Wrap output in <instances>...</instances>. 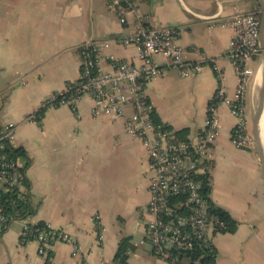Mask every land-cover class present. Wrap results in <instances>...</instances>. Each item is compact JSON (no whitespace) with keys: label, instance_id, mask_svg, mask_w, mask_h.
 I'll use <instances>...</instances> for the list:
<instances>
[{"label":"crops","instance_id":"0c3cea01","mask_svg":"<svg viewBox=\"0 0 264 264\" xmlns=\"http://www.w3.org/2000/svg\"><path fill=\"white\" fill-rule=\"evenodd\" d=\"M123 2L128 9L121 23L107 0H0V122L17 123L13 145L21 147L28 160L24 174L34 208L25 218L0 228V264H45L46 255L51 264H111L124 236H130L135 246L128 264H166L139 243L149 198L148 172L143 145L124 129L131 109L125 106L123 117L93 116V100L85 95L75 111L63 104L46 107L39 124L25 118L40 108L45 96L77 79L82 41L107 40L105 55L136 61L135 48L122 39L139 27L138 12L146 28H181L177 43L183 58L214 59L225 70L224 86L232 95L236 78L226 56L232 30L212 25L210 19L254 11L264 24V0ZM260 41L264 43V29ZM154 58L165 63L159 55ZM104 63L109 68L107 60ZM258 77L248 82L252 98ZM217 84L208 64L187 75L168 68L147 83L145 92L160 122L186 129V135L194 137L203 127ZM218 113L219 135L206 168L208 195L213 205L237 221V227L212 235L215 264H264V167L257 147L232 144L235 118L228 107L219 105ZM251 114H246L249 132ZM38 221L74 237L76 253L72 254L73 243L54 240L42 256L36 240L20 241L22 224ZM148 255L156 260L152 263Z\"/></svg>","mask_w":264,"mask_h":264},{"label":"built area","instance_id":"2783aa9c","mask_svg":"<svg viewBox=\"0 0 264 264\" xmlns=\"http://www.w3.org/2000/svg\"><path fill=\"white\" fill-rule=\"evenodd\" d=\"M108 7L125 22L127 6L122 0H107ZM139 27L122 43L132 45L136 61L126 60L103 50L109 46L107 40L87 39L78 45L79 74L62 90L54 91L40 102V108L68 105L77 109L80 99L87 95L93 100V116L108 115L123 117L124 107L131 109L124 118V129L140 140L146 152L149 198L144 208L143 236L140 244L148 245L151 253L166 264H201L193 254L202 247L213 248L211 237L224 228V221L213 212V204L200 172L207 168L212 156L211 148L219 135V105L228 107L235 118L230 130V140L238 148L252 146L246 115V92L248 82L257 73L249 66L262 52L260 41V19L254 11H236L226 17L212 18L210 24L227 26L232 30L226 56L235 73V88L232 95L224 86L226 72L212 58L187 60L182 56V47L177 43L181 28L161 26L146 28L141 24L143 16L137 13ZM159 55L165 63L158 62ZM107 60L109 68L105 67ZM208 64L218 82L207 106L204 124L194 136L178 134L175 129L153 118L154 106L145 92L151 80L164 75L168 68H175L181 75L198 73ZM40 114H28L27 121L39 124ZM17 123L0 122V187L4 190L16 188L26 192L19 168L23 161L13 152V141ZM22 219L7 212L0 204V228L8 220ZM98 223V215H95ZM24 223L20 240L34 239L38 242V253L45 255L46 245L54 240L73 243L75 239L62 229L49 223L33 227ZM102 239V228L98 229V240ZM192 254V258L190 257ZM120 264V263H111Z\"/></svg>","mask_w":264,"mask_h":264},{"label":"trees","instance_id":"16d2710c","mask_svg":"<svg viewBox=\"0 0 264 264\" xmlns=\"http://www.w3.org/2000/svg\"><path fill=\"white\" fill-rule=\"evenodd\" d=\"M122 4H124L122 0ZM45 108H39L35 112L37 114H40V117H42V114L44 112ZM153 118L154 121L159 122L158 116L153 113ZM175 132L178 134H187L186 129H175ZM13 152L16 156H18L22 161L23 165L19 168L20 172H22V182L26 188V192H19L16 188L13 189H8L4 190L3 187H0V204L2 207L7 211L12 213L13 215H16L17 217L25 218L27 215L32 213L34 211V208L29 200L28 193H29V188L30 184L29 181L27 180L24 171L25 168L28 164V160L25 157L24 151L22 150L21 147H13ZM200 177L202 178L204 182V190L206 193L209 191V185H208V171L205 169V171L200 172ZM213 212L224 221L225 227L220 228L219 231L224 233V232H234L237 227V221L232 218L229 213L218 207L213 205ZM10 222V220L7 221V224ZM46 222L43 221H38L36 223H33V227H41L45 224ZM4 228V227H3ZM130 236H124L122 237L117 245V249L115 251V254L113 256L112 262L113 263H120V264H128V256L131 251L135 249L134 244L130 240ZM22 241V240H20ZM213 246V244H212ZM193 256L199 258V262L201 264H215V259H216V250L213 246V248L210 249L207 247H202L199 248ZM191 254V258L193 257ZM45 264H51L49 262V257L48 255L45 256Z\"/></svg>","mask_w":264,"mask_h":264},{"label":"water","instance_id":"95a60500","mask_svg":"<svg viewBox=\"0 0 264 264\" xmlns=\"http://www.w3.org/2000/svg\"><path fill=\"white\" fill-rule=\"evenodd\" d=\"M261 29H264V24L260 20V34ZM262 52L260 56V66L257 69V75L261 77V85L258 94V100L256 108L253 110L252 118H251V136L253 142L256 144L258 152L260 154L262 166L264 167V144L260 141L259 135V124H260V116L262 113L263 105H264V43L262 44Z\"/></svg>","mask_w":264,"mask_h":264},{"label":"rangeland","instance_id":"374dc122","mask_svg":"<svg viewBox=\"0 0 264 264\" xmlns=\"http://www.w3.org/2000/svg\"><path fill=\"white\" fill-rule=\"evenodd\" d=\"M240 9L243 10V9H245V7L241 6ZM260 56L261 55L256 57L254 60L248 62V65L254 67L255 71H257L258 67L260 66ZM258 79H259V81H258V83L255 85V87L253 89V94H252L253 98L251 97V95H250V93L248 91L246 92V102H245V104H246V114H248V115H249L250 111H251V113H253V110L256 108V105H257L258 94H259V89H260V85H261V77H260V75H259ZM249 130L251 132V123H250V126H249ZM252 143H253L252 144L253 148H256V144L254 142H252ZM24 223H26V222H24ZM23 224H22V226H23ZM144 246H146V245H144ZM139 247H141V246H139ZM139 249H142V248H139ZM142 251H145V250L142 249ZM148 256H150V255H148ZM150 258H151V262L152 263L156 260V259H154V257L150 256Z\"/></svg>","mask_w":264,"mask_h":264},{"label":"bare ground","instance_id":"6f19581e","mask_svg":"<svg viewBox=\"0 0 264 264\" xmlns=\"http://www.w3.org/2000/svg\"><path fill=\"white\" fill-rule=\"evenodd\" d=\"M260 124H259V135H260V141L262 144H264V105L262 109V113L260 116Z\"/></svg>","mask_w":264,"mask_h":264}]
</instances>
